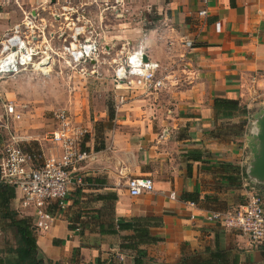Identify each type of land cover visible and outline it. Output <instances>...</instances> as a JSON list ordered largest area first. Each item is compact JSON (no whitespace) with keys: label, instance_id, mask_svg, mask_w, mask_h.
<instances>
[{"label":"crops","instance_id":"0c3cea01","mask_svg":"<svg viewBox=\"0 0 264 264\" xmlns=\"http://www.w3.org/2000/svg\"><path fill=\"white\" fill-rule=\"evenodd\" d=\"M168 6L184 49L179 58L183 68L168 74L171 105H157L168 108V114L158 117L157 130L146 124L139 137L124 134V128L114 130L106 139L110 153L91 150V158L77 168L75 176H81L83 183L72 185L66 208L49 207L54 217L51 227L32 232L34 261L264 264V244L252 247L242 235L205 219L242 202L246 186L252 185L243 176L249 157L235 144L241 140L225 126L235 127L246 117L249 123L251 116L264 110V0H170ZM202 10L205 16H199ZM216 23L220 32L215 31ZM187 41L192 48L186 47ZM147 57L153 60L148 53ZM216 97L238 101L249 115L226 119L224 132L214 131L221 123L212 109ZM183 128L184 137H179ZM194 150L202 153L199 161L186 156ZM142 176L152 179L154 192L130 198L126 181ZM255 188L264 196V185ZM171 192L176 200L169 199ZM10 207L17 218L32 225V212L19 206L16 194ZM191 215L196 218L191 220ZM132 218H146L150 235L161 240L137 245L127 239L133 232L118 225ZM1 234V264H30L31 257L23 258L25 248L16 231L6 228Z\"/></svg>","mask_w":264,"mask_h":264},{"label":"rangeland","instance_id":"374dc122","mask_svg":"<svg viewBox=\"0 0 264 264\" xmlns=\"http://www.w3.org/2000/svg\"><path fill=\"white\" fill-rule=\"evenodd\" d=\"M169 3L170 0H0V40L29 14H38V29L42 30L45 24L53 37V50L49 52L53 56L51 53L69 43L74 30L70 20L79 16L89 20L91 26L85 29V35L99 46V56L87 66L88 71H93L88 76L77 69L56 65L49 72L44 70L46 75L34 68L0 78V156L11 135L21 139L26 151L49 155V134L55 128L53 113L58 110H66L87 129L85 141L90 152L103 145V151L110 153L112 147L106 139L118 128L134 137L144 135L146 124L157 130L158 117L166 116V107L173 99L170 82L157 94L143 96L137 90L116 88L114 70L132 48L151 55L166 75L183 68L179 61L184 51L180 29L172 21V11L166 10ZM8 103L16 106L20 120L6 119L4 105ZM160 103L166 107L158 108ZM110 113L113 120L108 118ZM257 116L262 114L257 112L249 118L242 136L233 135L241 140L235 144L249 157L250 164L254 161L251 144L259 146L250 133ZM232 129L231 126L230 132ZM186 130H178V136L184 137L182 131ZM218 130L224 132V124L220 123L214 131ZM82 147L87 146L84 143ZM4 229H0V243Z\"/></svg>","mask_w":264,"mask_h":264},{"label":"built area","instance_id":"2783aa9c","mask_svg":"<svg viewBox=\"0 0 264 264\" xmlns=\"http://www.w3.org/2000/svg\"><path fill=\"white\" fill-rule=\"evenodd\" d=\"M71 2L74 0H64ZM206 11L199 12L205 16ZM38 14H29L21 24H17L10 33L0 40V78L15 76L27 69L44 64L45 70L65 66L79 70L85 76L87 66L99 56V46L95 40L85 35L90 27L89 20L77 16L71 19L73 33L69 43L60 47L59 52L51 53L53 37L41 26L38 29ZM220 23L215 31L220 32ZM85 37V38H84ZM192 48V42L184 43ZM49 53V54H48ZM146 56V61L143 60ZM161 65L147 57L142 49L128 50L114 70L115 87L124 90H137L140 95L151 96L163 90L170 82ZM264 95V94H263ZM6 119L20 120L21 116L12 103L4 105ZM55 128L49 134L52 152L45 155L40 152L26 151L19 137L11 135L3 147L0 156V183L14 187L19 206L30 210L33 215L32 232L47 231L54 220L49 207L55 205L59 210L67 206V198L73 184L81 185L83 178L75 176L77 168L91 158V152L83 149L87 129L66 110L53 113ZM253 186H263L251 182ZM252 185H247L245 199L225 212H212L205 219L225 230L245 237L252 247L264 244V196ZM154 183L148 176L129 178L125 191L130 198H138L154 192ZM169 199L176 200L171 192ZM194 209L193 202H186ZM196 215H191L194 220Z\"/></svg>","mask_w":264,"mask_h":264},{"label":"trees","instance_id":"16d2710c","mask_svg":"<svg viewBox=\"0 0 264 264\" xmlns=\"http://www.w3.org/2000/svg\"><path fill=\"white\" fill-rule=\"evenodd\" d=\"M212 109L215 114V120L221 121V124H225L224 120H229L236 115L244 117L249 115L247 109L242 107L238 101L220 97L213 99ZM108 118L113 120V114H108ZM247 118L248 117H246L245 120L240 121L238 127H233L234 130L232 129L231 134L239 137L242 136L244 133V127L248 125ZM226 128V130L230 132L231 127L226 126ZM99 150H103V145ZM201 155V151L198 150L190 151L186 154L187 158L194 162L199 161ZM243 176L246 177V174L243 173ZM15 194L14 187L0 183V229L3 227L14 229L18 237V242H20L25 248L23 258L27 259L28 257H31L30 264H40L39 261H34L36 245L32 235L33 233L30 221L25 218H17V213L10 207V203L15 198ZM149 227L150 225L146 218H132L129 221L121 222L118 225V229L120 230H130L133 232L132 236H128L126 238L135 241L137 245L156 244L161 240L160 238H155L150 235L148 229ZM133 248H135V246H133Z\"/></svg>","mask_w":264,"mask_h":264},{"label":"water","instance_id":"95a60500","mask_svg":"<svg viewBox=\"0 0 264 264\" xmlns=\"http://www.w3.org/2000/svg\"><path fill=\"white\" fill-rule=\"evenodd\" d=\"M143 60H147L146 56H144ZM260 113L262 116L256 117V123L259 129L254 136L259 146L255 143L251 144L250 150L254 161L250 164L246 175L251 182L264 185V110Z\"/></svg>","mask_w":264,"mask_h":264},{"label":"bare ground","instance_id":"6f19581e","mask_svg":"<svg viewBox=\"0 0 264 264\" xmlns=\"http://www.w3.org/2000/svg\"><path fill=\"white\" fill-rule=\"evenodd\" d=\"M43 65L44 64L42 63V64L39 65V67H40V70L43 71V75H46L48 72L44 71L45 69H44ZM258 129H259L258 128V124L255 123L254 126L251 129V135L255 136L257 134V132H258Z\"/></svg>","mask_w":264,"mask_h":264}]
</instances>
